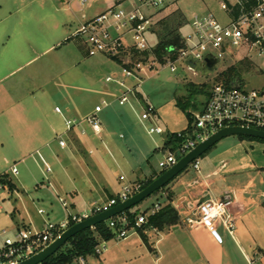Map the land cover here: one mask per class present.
I'll return each mask as SVG.
<instances>
[{
    "label": "crops",
    "instance_id": "1",
    "mask_svg": "<svg viewBox=\"0 0 264 264\" xmlns=\"http://www.w3.org/2000/svg\"><path fill=\"white\" fill-rule=\"evenodd\" d=\"M110 1L89 0L82 5L76 0H0V84L43 56L50 55L49 60L55 66H78V52L69 46L80 37L74 33L82 22L102 11ZM83 55L86 59L84 66L108 65L103 54L89 56L86 50ZM108 89L109 86L103 84V90ZM134 99L139 104L149 105L146 97L138 91ZM14 103L10 96H0V175L8 174L12 183L11 186H0L3 189L0 195V229L10 234L19 228L38 230L45 221L66 215L63 210L66 207L60 198L67 203L69 212L80 213L119 191L122 181L118 180L116 186L110 180L105 165L108 148L118 149L123 155L122 146L115 141L113 131L105 126L104 138L100 142L83 120L98 104L80 116L71 102L68 112L82 120V124L67 135H64L65 129L56 133L57 149H53L49 148L52 141L46 139L49 127L16 126V119L29 121L32 111L23 106L15 113L10 109ZM33 112L38 119L41 118L40 112ZM159 115L156 113L161 120ZM116 122L125 127L120 116ZM187 127L188 120L181 131ZM164 129L167 134L163 148H167L169 136L176 132ZM59 136L66 140V147L59 146ZM119 136L123 137L121 133ZM40 148H48L49 156L55 150L57 154L66 150L76 155L60 165L62 177L54 174L48 180L54 191L48 186L40 188L44 187L43 181L39 183L35 178L33 183L37 189L27 191V183L16 177L18 173L10 172V167L16 166V162L9 164V160L18 158L19 162L23 161L31 154L29 152H38ZM127 163L132 171L130 183L153 180L160 174L155 170L143 174L131 162ZM198 164V169L191 166L161 189L165 200L160 202V210L166 206L173 207L178 216L176 223L162 228L144 226L135 232L134 239L128 236L112 242L109 247L106 245L101 258L92 260L98 255L87 256L86 264H264V141L242 139L237 135L225 137L202 154ZM218 198L232 200V232L221 224H216L215 232H212L198 221V204ZM54 202L60 205L64 214L59 213L56 217L52 209ZM39 209L43 212L39 213Z\"/></svg>",
    "mask_w": 264,
    "mask_h": 264
},
{
    "label": "built area",
    "instance_id": "2",
    "mask_svg": "<svg viewBox=\"0 0 264 264\" xmlns=\"http://www.w3.org/2000/svg\"><path fill=\"white\" fill-rule=\"evenodd\" d=\"M76 1L82 5L89 2ZM173 4H177L176 0H112L102 11L82 22L74 35L84 38L89 56L103 54L112 60L118 59L121 74L137 81L141 80L147 70L157 67L168 66L170 71L174 72L175 63L181 61L191 70L186 61L202 64L207 56L218 58V66L221 62L233 58L236 50L242 46L247 49L244 60L251 63L256 58L264 61V0H221L220 10L224 14V20L217 19L210 12L194 13L189 20L191 32L183 37V46L176 50L175 58L160 62L152 52L153 46L149 44L147 34L155 25L154 14ZM142 53H146L147 57L144 58ZM105 81L117 83L120 105L129 102L128 96L135 93V87L127 88L123 81L118 80L117 73L107 75ZM105 105L102 101V104L96 105L83 119L97 136L102 131L99 113ZM54 110L62 114L58 106H55ZM153 113L154 107L146 105L141 118L148 119ZM63 121L64 135L82 124L80 119L65 116ZM228 126L264 130V83L258 88H246L242 77H234L229 82H215L199 109L192 111L189 128L175 133L176 140L166 148L165 155L158 162L160 171L170 168L210 134ZM147 132L162 134L163 129L151 126ZM81 133L85 134V131L81 130ZM61 137L59 136L58 144L64 148L66 140ZM190 166L198 169V159ZM45 167L49 172V166L45 164ZM10 172L18 173L15 165L10 167ZM119 180L123 181L124 177L120 176ZM141 186V182L123 184L113 197L95 202L80 213L68 211L57 221H45L43 227L38 230L19 228L10 235L7 230L0 229V264H16L40 252L71 225L128 199L140 191ZM60 201L67 208V203L61 198ZM231 204L230 198L200 202L197 206L199 223L212 232H215L216 224H221L232 232L234 217L230 212ZM160 207V202H155L148 211L139 213L133 222L128 220L124 212L109 218L107 221L114 232L113 238L123 240L142 229L148 216L157 213ZM38 212L42 213L43 210L39 209ZM105 241L101 240L95 247L96 255L106 250ZM75 264H86L85 258L79 257Z\"/></svg>",
    "mask_w": 264,
    "mask_h": 264
},
{
    "label": "rangeland",
    "instance_id": "3",
    "mask_svg": "<svg viewBox=\"0 0 264 264\" xmlns=\"http://www.w3.org/2000/svg\"><path fill=\"white\" fill-rule=\"evenodd\" d=\"M220 1L221 0H176V5L171 6L169 9L156 12L154 17L157 19L158 17L165 16L171 10L179 9L183 13L185 19L184 23L179 27V32L183 39V37L191 32L189 20L194 13L210 12L217 19L221 21L224 20V14L220 10ZM91 11L93 12V9L90 10V12ZM157 28L158 26L155 24L151 32L147 34L148 42L151 46H155L157 43L155 33ZM34 31L35 29L33 32ZM69 46H72V48L76 49L78 52L80 59L78 66H55V64L49 60L50 55L43 56L34 61L31 66H25L20 71L15 72L4 84H0V96H10V100L15 101L14 106L10 108L11 111L15 113L22 110L23 106L26 110L32 111V116H30L29 121L16 119V126H22L23 128L49 127L50 129L47 128L46 139L52 141L49 148L53 149H57L55 134L65 129L62 119L63 116L67 118L75 117L74 114H69L70 112H68V109L72 107L70 104L71 102L77 107L78 113L81 116L83 113L92 110L95 104H102V101H104L106 105L99 113L102 131L100 135L96 137L101 142L104 138L103 126L111 129L115 141L122 146L121 149L125 152L123 153L124 156L119 153L118 149L114 148L112 150L108 148L109 152H106L105 170L110 180H112L116 186H118L117 183L120 175L124 177L122 181L123 184L130 183L129 179L132 176V171L127 162H131L143 174H147L152 170H161L158 166V162L166 153V148H163V139L166 137L167 130L164 128L166 127L171 132H179L187 123L185 114L175 106L173 101V97L175 96L185 97L188 95L185 84L188 82H192L196 85L206 83L208 91L212 85L218 81L216 76L219 72L227 68V65H236L243 61L247 54V49L245 47H239L233 58L221 62L212 73L207 75H202L199 70H189L185 66V63L181 61L175 63L176 70L174 72H171L168 66L157 67L156 69L147 70L146 74L142 75L141 80L137 81L124 77L121 74L120 65L105 56L103 58L107 59L108 65L84 66V60L86 59H84L85 56L83 54L87 50V46L83 37L80 36ZM62 50H65V47H63ZM92 59H95V57ZM257 69H259V71ZM112 73H117L118 80L123 81L127 88L135 87V93L138 91L146 97L148 104L154 107L155 113L151 114L148 119H142L141 114L146 109V106L134 101L135 93L128 96L129 102L120 105L118 103L119 87L117 83L115 81H105V77ZM240 77L245 81L246 88L261 87L264 83V61L257 58L253 59L249 69L243 70ZM103 84L109 86L107 91L103 90ZM205 99V94H197L194 96V101L198 104L204 102ZM56 105L61 108L62 114L54 110ZM33 111L37 113L40 112L41 118L39 116L40 119H38ZM158 112L160 113L159 116L161 120H158L156 117V113ZM119 116L123 119V125L125 127L119 126L118 122H116ZM151 126L161 127L163 133H148L147 130ZM120 133L123 137L119 136ZM130 136L134 139L131 140ZM175 146L176 144L174 142L173 147ZM47 150L48 148H40L38 152H29L31 154H28L25 159L20 162L18 158L9 160V164H12L13 161L16 162V168L18 170L16 177L22 178L27 183L29 186L27 191L33 192L34 189H37V185L33 183L34 178L39 183L43 181L41 184H44V187L40 188L46 189L48 186L50 190H53L54 187L52 188V186L48 184V180L54 174L62 177L63 174L60 165H63L62 162L65 163V160H69L76 156L74 152L72 154L66 150L64 153L58 152V154L56 152L57 150H55L54 154L49 156ZM15 155H17V152H15ZM39 155L43 157L45 163L50 167L51 170L49 172L46 171L45 164L42 162ZM58 161H61V163L59 164ZM190 167L189 165L184 171H188ZM2 190L3 189L0 188V195ZM118 190H120V186H118ZM163 200H165V197L161 190H158L133 206L131 211H148L155 202H161ZM54 204L52 209H54L56 217L60 214H67V211L70 210L64 208L63 213L60 205L55 202ZM63 216L53 221H57L63 218ZM135 234L136 233L130 234L128 238L134 239L136 236ZM115 241L117 240L112 238L105 241V244L109 247L110 244ZM101 256L102 254L93 256L92 260L98 257L101 258Z\"/></svg>",
    "mask_w": 264,
    "mask_h": 264
},
{
    "label": "trees",
    "instance_id": "4",
    "mask_svg": "<svg viewBox=\"0 0 264 264\" xmlns=\"http://www.w3.org/2000/svg\"><path fill=\"white\" fill-rule=\"evenodd\" d=\"M173 4L171 6H174ZM171 6L165 8L169 9ZM163 9V10H165ZM184 15L179 9L171 10L165 16L158 17L155 20V24L158 26L156 33L157 43L152 48L153 54L160 62H165L167 59H174L175 52L178 48L183 46V39L181 38L179 27L184 23ZM144 58L147 57L146 53H142ZM115 62L120 63L118 59H114ZM251 62L243 60L236 65L227 66L224 70L219 72L216 76L217 80H223L229 82L234 77H240L243 70L249 69ZM186 85L187 96L176 97L175 104L186 115L188 120V127L191 123V113L194 110L199 109L200 105L194 101V96L197 94L207 95L206 83L193 84L188 82ZM186 128V129H187ZM184 129V130H186ZM242 139L264 141L263 139L253 138L249 136L237 135ZM175 133L169 136L167 146L175 141ZM163 171H160V173ZM152 179L142 180L141 188H144L149 184ZM0 184H7L11 186L12 183L8 178V174L4 173L0 175ZM167 185V184H166ZM166 185L164 187H166ZM163 187V188H164ZM162 189V188H161ZM160 189V190H161ZM133 212L131 208L124 211V214L130 222H133L139 213ZM178 221V216L175 209L171 206H166L159 210L157 213L148 216L147 223L144 226L152 225L158 228L174 224ZM140 230V229H139ZM114 236L113 230L108 226V221L100 222L93 228L85 229L73 237H71L55 254L48 257L40 264H75L79 257L86 258L87 256L94 255V249L101 240H110Z\"/></svg>",
    "mask_w": 264,
    "mask_h": 264
},
{
    "label": "water",
    "instance_id": "5",
    "mask_svg": "<svg viewBox=\"0 0 264 264\" xmlns=\"http://www.w3.org/2000/svg\"><path fill=\"white\" fill-rule=\"evenodd\" d=\"M218 63L219 59L214 58L212 56H207L202 64L191 60L186 61V65L192 71L199 70L202 75L212 73ZM232 135L249 136L264 140V130L243 126H228L219 129L213 134H210L206 139L198 142L194 148H192L189 152L179 158L174 165L161 172L149 184H147L137 193L131 195L128 199L116 204L115 206H112L111 208L105 211L99 212L95 215L90 216L87 219H84L71 225L43 250L16 264L42 263L48 257L55 254L71 237H73L77 233L88 228H93L96 224L104 222L109 218L132 208L145 198L149 197L151 194L163 188L166 184H168L173 178H175L178 174L188 168V166L194 160L198 159L219 140Z\"/></svg>",
    "mask_w": 264,
    "mask_h": 264
}]
</instances>
